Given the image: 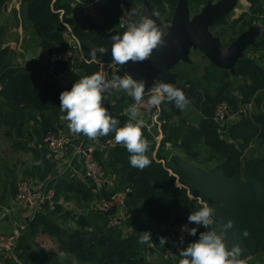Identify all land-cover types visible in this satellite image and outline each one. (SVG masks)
I'll list each match as a JSON object with an SVG mask.
<instances>
[{"label": "trees", "instance_id": "trees-1", "mask_svg": "<svg viewBox=\"0 0 264 264\" xmlns=\"http://www.w3.org/2000/svg\"><path fill=\"white\" fill-rule=\"evenodd\" d=\"M9 0H0V13ZM141 0H105L100 6L96 17L108 31L120 28L121 34L126 30L122 17L127 11L135 12L139 21L145 16L139 8ZM153 10L164 20L170 21L177 0H149ZM207 0H190V8L198 11ZM250 11L243 12L234 19L231 27L242 33L251 26L257 18L264 15V0H249ZM168 5L170 10L166 7ZM24 28H33L39 45L52 54L65 53L74 45L87 56L91 50L103 46L108 49L104 39L96 33L71 6L69 0H22ZM199 12V11H198ZM197 12V13H198ZM224 15L216 24L223 23ZM215 24V25H216ZM7 28L0 25V41L5 37ZM235 37H233L234 40ZM72 41L75 42L72 45ZM250 49L259 56L245 55L236 63L237 77L223 68H215L210 64L199 75L195 64L179 63L175 71L179 73V81L186 86V97L194 104L200 113L196 125L184 122L173 123L171 119L180 115L181 110L175 102L161 103V125L163 138L157 141L155 134L147 126L142 131L150 142L147 152L151 160L150 166L140 170L129 163V153L123 146L96 149L95 156L111 175L114 182L112 190L105 194L112 198L127 190V202L132 210L125 225L134 228L132 234L123 237L122 229L108 226L109 212L91 211L103 217L104 226L97 231H91L86 225L77 229L65 228L57 218L38 214L30 229L43 227L51 236L56 237L61 251L71 252L81 262L101 264H145L142 259L143 244H140V233L148 231L157 242L163 232H171L169 224L188 221L191 212L199 209L197 201L190 196L189 187L176 181L181 179L174 164L164 157L167 149L185 147L191 150L198 143H204L216 157L223 161L229 153L228 139L223 131L227 130L230 137L244 155L248 148L255 146L258 154L252 159L256 161L260 174L264 173V35ZM14 50L11 46H0V80L3 89L0 91L7 101V107L0 106V122L26 136L23 129L28 122L36 121L33 132L45 142L49 134H57L60 127L57 121H66V113L60 110V93L70 90L74 82L81 77L96 73L95 64H72L69 61L53 62L56 72H66L70 77L69 85L59 87L51 77L42 76L37 69L14 64ZM98 55H101L97 53ZM103 56V55H101ZM111 58V56H106ZM241 79H244L243 81ZM240 81V83H238ZM238 83V87L236 84ZM255 110L248 117H241L231 125L221 126L215 120V112L219 104L227 102L237 110L242 104L253 101ZM118 119L120 126L128 121V116L122 112H109ZM67 122V121H66ZM68 123V122H67ZM114 138V134L99 137L101 143ZM193 155H195L193 153ZM164 160L163 164L159 160ZM198 166L199 163H195ZM201 166V165H200ZM41 180L46 181L52 171V165L46 161ZM213 167V166H212ZM168 168L173 169V174ZM242 172V166H237L234 174ZM88 182L69 174L60 177L56 185L55 199L78 196L85 201L94 198ZM125 227V226H124ZM172 233V232H171ZM19 250V247H18ZM19 257L23 256L18 253ZM2 259L4 257L1 255ZM264 264V256L261 257ZM3 264H10L4 260ZM25 264V262H24Z\"/></svg>", "mask_w": 264, "mask_h": 264}, {"label": "water", "instance_id": "water-1", "mask_svg": "<svg viewBox=\"0 0 264 264\" xmlns=\"http://www.w3.org/2000/svg\"><path fill=\"white\" fill-rule=\"evenodd\" d=\"M237 3L238 0H208L201 11L192 15L190 0H177L170 23L164 24L160 16L153 15L156 12L150 1L144 0L143 14L156 21L165 35L166 46L154 50L149 60L128 62L124 65L127 73L145 82V94L159 82L172 83L186 93L187 88L179 81V73L174 69L181 62L191 63L192 51L198 50L215 68L226 69L237 77L236 63L257 42L264 29V26L252 25L227 46L212 33L211 28L224 15L231 13ZM7 8L8 3L4 5V9ZM77 13L107 43L109 51L104 56H111V37L121 34V29L106 30L103 23L85 9H79ZM150 131L155 132L156 127ZM228 146L226 158L210 170L175 154L172 149H167L163 155L174 164L191 193L215 208L217 224L227 223L230 219L235 222L225 239L229 249L239 243L244 249L241 258L248 259L254 254L253 241L264 244V222H259L264 216V173L258 172L254 159H242L236 142H228ZM237 166H242V172L234 174ZM245 230L247 237L243 236Z\"/></svg>", "mask_w": 264, "mask_h": 264}, {"label": "crops", "instance_id": "crops-1", "mask_svg": "<svg viewBox=\"0 0 264 264\" xmlns=\"http://www.w3.org/2000/svg\"><path fill=\"white\" fill-rule=\"evenodd\" d=\"M69 1L76 13L79 9H85L87 12L93 14L92 10L85 4H79L75 2V0ZM239 5L241 7L240 14H238L235 19L243 12L250 11L251 3L249 0H238L235 9L231 13L235 12ZM255 24L264 26V19L257 18L252 25ZM0 25H4L7 28V33L3 40L9 38V34L14 35L10 42L6 44L11 46L14 50V64H22L26 67L37 69L44 77H49L51 73L55 71L53 62L50 60L51 54L39 45L34 29L24 28L22 0L8 1L7 10H3L0 13ZM261 34L258 40L264 35V29ZM254 55L255 57L259 56L258 53H254ZM81 63L82 62L78 64ZM7 104V99L0 93V106L5 108ZM108 111L122 112L123 110ZM66 124L67 122L64 120L57 121V125L61 130L65 129ZM35 125H37L36 121L28 122L23 129L26 136H21L18 131L0 122V206L14 205V197L17 192L16 182L19 176L20 179L27 177L35 180L37 184H53L56 187L60 177L66 175L65 173L67 172L71 177L86 180L92 189L94 198L90 201H85L78 196H72L70 198L61 196L59 199L54 198V200L45 204L38 214L42 213L57 218V221L65 228L77 229L87 225L91 231L100 230L105 224L103 217L98 213L89 214L84 211L92 202L100 197V195H105L111 191L114 183H112L113 180L111 179V183L101 186L86 175L84 156L77 153L76 150L79 145L84 143V139L87 137L83 134L73 135L70 132L71 143L62 152L61 158H59L60 156H53L47 144L43 143L41 139L34 134L33 129ZM35 161H42V163L37 165ZM46 161L52 165V171L47 175L46 181H42L40 177L45 172L43 166ZM60 164H62V170H67L59 177L56 171H59L58 167ZM131 210L132 207H130L127 202L123 212L129 215ZM30 217L27 207H17L15 213L11 215H0V232H11L15 218L25 225L22 228L18 245V253L23 256V259L19 257L22 264H24V262L25 264H101L81 262L71 252L61 251L58 239L51 236L43 227L36 228L35 232H32L30 226L35 218L30 219ZM123 228V237L129 236L134 231V228L131 226L125 225ZM171 232H163L158 237L155 245H150L149 243L143 244L142 247L145 250L142 259L144 260L146 255H151L157 259L159 264H179V260L182 258L179 255V250L184 246L180 244L178 235ZM160 237L168 238V242L165 245H161L159 243ZM1 255L4 257V260L10 264H16L13 260L5 257L1 252L0 264L4 263Z\"/></svg>", "mask_w": 264, "mask_h": 264}, {"label": "clouds", "instance_id": "clouds-1", "mask_svg": "<svg viewBox=\"0 0 264 264\" xmlns=\"http://www.w3.org/2000/svg\"><path fill=\"white\" fill-rule=\"evenodd\" d=\"M153 15L159 16V13ZM111 58L124 66L128 62L138 63L149 60L154 50L166 46L165 35L156 21L147 16H141L139 21L133 23L122 34L111 37ZM109 51L103 46L93 48L91 56L96 58L97 53L104 55ZM125 92L135 101L130 105L125 115L128 121L120 126L118 119L114 118L103 105L106 93ZM145 82L133 78L131 74L123 76L113 75L109 80L102 73L96 72L81 77L74 82L70 90L60 93V110L66 113L64 119L68 122L67 127L73 135L83 134L90 140L114 134V140L122 145L130 154L129 163L132 167L143 170L150 166L151 160L147 152L150 142L144 136L142 129L146 126L140 117L138 105L144 99ZM164 101L175 102V106L183 111L191 101L185 92L168 82H159L153 86L152 94L147 100L151 107H159ZM40 165L42 161H35ZM188 222L200 226L206 231L199 232L198 239L181 247L179 255L182 257L179 264H246L241 258L244 249L239 243L233 244L229 249L225 239L227 231L234 227V221L219 223L215 219V208L207 203L188 216ZM216 225V227H212ZM217 228L220 231H217ZM182 232L196 237L197 227L189 228L182 226ZM243 236L247 237L245 230ZM152 241L151 233L148 231L140 233L139 243L148 244ZM168 238L160 237L159 243L165 245ZM184 243V237H180V244Z\"/></svg>", "mask_w": 264, "mask_h": 264}, {"label": "built area", "instance_id": "built-area-1", "mask_svg": "<svg viewBox=\"0 0 264 264\" xmlns=\"http://www.w3.org/2000/svg\"><path fill=\"white\" fill-rule=\"evenodd\" d=\"M105 0H75V2L79 4H85L91 10L93 15H97L100 6L103 4ZM262 20L264 19V15L260 17ZM134 22L132 14L127 11L122 17L121 26H123L126 30L129 26H131ZM75 42L72 41V45ZM51 62L57 60L69 61L72 64L77 63H87V64H95L97 66L96 72L102 73L106 76L107 79H111L113 75L123 76L127 73V69L125 66H121L115 63L112 58H106V56L96 55V58L93 59L90 56H87L76 46L72 47L65 53H57L52 54L50 57ZM128 74V73H127ZM58 84L59 87L65 88L69 85L70 77L66 72H56L53 71L50 75ZM3 89V83L0 80V91ZM115 90H113L110 94L106 93V96L111 95ZM152 94V91L144 94V99L140 105H138L140 109V117L139 119H143L145 124L149 130L153 126L158 127L161 119V107H151L147 104V100L149 96ZM135 101L133 98H130L128 105L122 111L125 113L126 109L134 104ZM230 109V105L227 102H223L218 105L215 112V120L220 123L221 126L231 118L233 120H237L241 117H248L255 110L254 101H250L248 103L242 104L237 110L233 111L234 113L228 114V110ZM236 112V114H235ZM235 114V115H234ZM160 142L161 140H157ZM45 143L49 147L50 153L59 157L62 156V152L67 148V146L71 143V140L66 135H57V134H49L45 138ZM116 146H122L115 142L114 138L107 139L105 142L101 143L99 139L90 140L88 138L84 139V143L77 147V153H80L84 156L85 167H86V175L89 178H92L94 182L104 186L105 184L111 183V178H106V170L103 165L98 161L95 156L96 149H108ZM163 164L165 161L159 160ZM168 170L173 174V169L168 168ZM63 174V172H61ZM183 182L181 179L176 181L177 185H181ZM189 193L192 198H194L198 204L199 209L203 206V204L207 203L200 196H195L191 193L189 188ZM56 194V187L53 184H37L35 180L31 178H22L19 180L17 184V192L14 197V205L12 206H0V215H8L15 213V209L27 207L30 213V219H34L36 215L40 212V210L47 204L52 201ZM127 205V190L125 192L116 194L112 198L106 197L105 195H100L94 202H92L86 209L85 213H89L91 211H107L109 212L108 217V226L114 229L123 228L125 226V220L130 216L127 213L123 212L124 208ZM198 209V210H199ZM187 225L189 228L197 227V236L193 237L188 235V233L182 232V226ZM25 225L20 223L16 218L13 221V228L11 232H0V252L7 258L13 260L16 264H22L18 255V245L19 238L22 232V228ZM168 228L173 233L177 234L179 239L181 236L184 237V243L182 244L184 247L187 246L188 243L192 242L195 239H198L199 232L206 231L200 226L195 224H190L187 222L182 223H174L169 224ZM145 264H159L156 258L151 255ZM252 258V257H251ZM251 258L245 259L246 264H256L251 261Z\"/></svg>", "mask_w": 264, "mask_h": 264}, {"label": "rangeland", "instance_id": "rangeland-1", "mask_svg": "<svg viewBox=\"0 0 264 264\" xmlns=\"http://www.w3.org/2000/svg\"><path fill=\"white\" fill-rule=\"evenodd\" d=\"M213 1H216V0H213ZM138 6L140 8V11L143 13L144 0H141L139 2ZM166 7L170 10V7L168 5H166ZM203 7H204V5L198 11H201V9ZM240 10H241V7L239 5L235 12L228 14V16L225 19L226 20L225 22L216 24L211 28L212 33H214L216 36H219L221 38V41L226 45H228L231 41H233V37H235L234 39H236L238 37V35L240 34L238 32V30L231 27V25L234 24L235 17L238 16V14H240ZM198 11L191 9V14L195 15ZM129 12L132 14L134 22L135 23L138 22V19H137L135 12H133V11H129ZM156 13H158V12H156ZM163 22H164V24L170 23V21L165 20V19L163 20ZM9 36H10L9 38H7V39L5 38L4 40L2 39L0 41V46H5L14 37V35H12V34H9ZM246 54L250 55V56H255L254 52L250 48L246 50L245 55ZM191 58H192V62L188 63V64H195L197 67V72L199 75H202L204 73V68L206 66H209L210 64H212L209 61V59L207 57H205L203 55V53L199 52L198 50L192 51ZM212 66H213V64H212ZM241 80L243 81L244 79H241ZM238 83H240V81H238ZM238 83L236 84L235 88L238 87ZM130 98H131V96L127 95V93H125L123 91H121V92L114 91L111 95L106 96L104 98L103 104L108 110H124L125 107L128 105ZM233 111H235V110L230 105V109L228 110V114L234 113ZM235 114H236V112H235ZM199 119H200V113L197 109H195L194 104L191 102L183 111H181L180 115H175L171 119V122H173V123L184 122L186 124L196 125L198 123ZM234 121L235 120L230 118L224 124V126L226 127L229 124L231 125ZM161 123H162V121H160V123L158 124V127H156V131L152 132L155 134V137L157 140H162V138H163V133H162V130L160 128ZM57 135H66L71 140V134H70V130L67 127V124H66L65 129H62V130L60 129V132L57 133ZM223 135H224V137H226L228 139V142H231V141L237 142L230 137L229 133L225 129L223 131ZM43 143H45V142H43ZM172 150L175 152V154L185 158L186 160H188L190 162H193L194 164L199 163L201 165V166L200 165L199 166L201 168L206 169V170H210L212 168V166H215L221 162L216 157L210 158L213 151L210 148H208L204 143L196 144L195 147L191 150H188L185 147H174ZM193 153L195 155H193ZM254 154L256 155V154H258V152H257L255 146H251L250 148L247 149V151L243 155L242 159L243 160L251 159ZM59 158H61V156ZM58 160H61V159H58ZM58 168H59L58 169L59 171L58 172L56 171V173L60 177L66 172L67 169L62 170V168H63L62 164H60ZM62 171H64L63 174H61ZM169 173L171 174L170 171H169ZM65 174H67V172ZM110 175L111 174L108 171H106L105 177L111 178ZM19 180H20V176L17 179L16 186H17ZM110 182H112L111 179H110ZM112 183H114V182H112ZM54 198H53V200H54ZM259 222H264V216H261V218L259 219ZM149 244L155 245L156 241L152 239V241H150ZM253 247H254V255L252 256L251 261H253L256 264H262L263 262H262L261 257L264 256V244L263 243H255L253 241ZM149 257L150 256H147V255L144 257L145 262Z\"/></svg>", "mask_w": 264, "mask_h": 264}]
</instances>
